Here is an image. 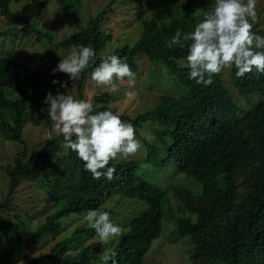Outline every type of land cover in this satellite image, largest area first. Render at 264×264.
Instances as JSON below:
<instances>
[{
    "label": "trees",
    "instance_id": "trees-1",
    "mask_svg": "<svg viewBox=\"0 0 264 264\" xmlns=\"http://www.w3.org/2000/svg\"><path fill=\"white\" fill-rule=\"evenodd\" d=\"M21 1L0 0V14L9 18L10 3ZM54 1L74 11L83 5V0ZM114 1L110 0L109 5ZM170 1L176 3L168 6L164 19L143 20L139 38L131 45H116L105 51L112 36L102 27L103 11L85 18L80 30L56 43L61 48L91 46L96 53L93 68L105 54L114 52L139 74L137 59L143 56L164 70L173 90L161 95L155 107L134 117L112 109L109 103L113 96L108 91L94 95L92 100L100 103L94 106L95 111L119 114L122 121L135 127L137 134L145 122L158 123L151 129L159 143L138 134L146 149L144 161L138 157L110 161L108 166L115 168L112 180L92 179L75 152L69 150L63 155L62 136L46 139L40 151L33 150L26 161L17 158L6 169L9 186L0 208L8 206L19 176H25L45 190L50 212L27 239L21 235L20 224L0 215V234L13 240L10 252L4 255V264H20L22 249L47 231L52 236L59 233L62 218L86 215L89 210L107 211L112 217L113 208L105 204L114 197L135 199L139 206L130 212L127 225L112 221L127 228L120 237L108 245L100 243L90 248L85 242L96 234L87 224H78L46 254L27 264L45 260L57 264H105L101 256L108 250L115 251V264H145L153 241L167 224L174 226L177 237L189 238L190 264H264V74L253 70L238 78L232 68L227 76L223 71L215 75L207 86L190 79L187 48L169 49L166 45L177 30L182 34L193 30L203 18L198 10L207 11L210 0ZM253 32L264 37V28L253 27ZM93 68L86 69L75 82V98L84 99L83 85ZM151 73L156 80L155 67ZM43 80L25 63L0 57V133L6 140L25 145L22 130L26 116L33 125L44 123L46 132L51 128L44 98L48 92L63 93L64 88L53 85L45 90ZM169 168L192 184L187 182L182 187L175 180L173 185H163L143 174V170L152 174ZM195 184L197 188L192 189ZM170 192L177 197L178 215L172 211ZM107 264H113L112 260Z\"/></svg>",
    "mask_w": 264,
    "mask_h": 264
},
{
    "label": "rangeland",
    "instance_id": "rangeland-1",
    "mask_svg": "<svg viewBox=\"0 0 264 264\" xmlns=\"http://www.w3.org/2000/svg\"><path fill=\"white\" fill-rule=\"evenodd\" d=\"M156 3V5L151 4ZM215 0L207 3L208 7L214 4ZM176 2L170 0H115L112 5L110 0H83V5L78 11L57 4L54 0H22L19 3H10L11 16L6 18L0 14V57H12L25 63L28 67L38 71L43 76V88L49 90L53 85L52 81L67 80V88L63 94H71L77 97L75 82H72L67 74L56 72L52 69L56 67L60 59L65 58L71 51L70 48L56 47V43L64 40L83 27L84 19L103 11L104 18L102 27L111 34L112 40L108 43L105 51L116 45L133 44L139 38L142 30L143 20H161L168 6ZM256 11L258 20L254 24L257 30L264 28V0H257ZM141 16V17H140ZM166 19V18H165ZM51 36V37H50ZM262 37V36H261ZM139 63V74H135V84L130 86L127 79L116 81L119 91L112 94V102L109 106L117 113H125L131 117L139 112L155 107L160 102L161 95L170 93L173 90L171 82L168 80L164 70L158 67L157 63H152L149 59L141 56L137 59ZM157 71V78L152 79V68ZM229 69H224L223 74L229 75ZM151 76V77H150ZM229 79V78H227ZM74 84V86H73ZM231 87V86H230ZM106 91L104 86H98L91 80V73L88 74L83 85L84 99L92 98L100 91ZM233 95L237 92L233 87L230 89ZM94 106L100 103L93 101ZM156 121H148L139 127V135L147 136L153 143H159L152 127H156ZM52 126V121H51ZM135 129V127H134ZM136 139L140 141L141 148L135 155L120 157L117 160L138 157L145 160L146 149L141 138L136 133ZM22 136L25 145L6 140L0 133V202L5 199L8 192L9 177L6 169L13 166L15 160L19 158L26 161L32 155L33 150L40 151V144L47 139L45 124L33 125L26 116L23 122ZM57 137V136H54ZM20 152H25L20 155ZM158 170V169H156ZM145 173L144 176L153 182L163 185H173L178 180L182 187L190 180H185L182 175L174 173L169 168L165 171ZM184 184V185H183ZM197 188V184L191 187ZM170 195V205L175 215H178V200L173 192ZM134 201V202H133ZM135 199H117L114 197L106 204V208L112 207L114 213L110 217L111 221H120L121 225H127L129 214L139 208ZM46 200L45 190L41 188L36 180L19 176L15 193L9 200L5 208H0V215L7 221L20 224L23 239L36 231L44 222L46 212H50ZM49 207V211H48ZM54 209V208H53ZM52 209V210H53ZM85 215L72 214L69 217L60 219L62 229L55 236L50 231L42 234L26 245L22 249L20 264H27L29 261L46 254L60 238L71 234L78 224H87L83 217ZM123 230H127L123 227ZM174 226L167 224L162 228L159 238L155 239L151 248L145 256V264H190V247L188 239L177 237L173 231ZM13 240L6 234H0V264H4V255L10 252V245ZM90 248H96L97 243L93 238L85 242ZM101 249L99 253H102ZM35 264H57L53 260L36 262Z\"/></svg>",
    "mask_w": 264,
    "mask_h": 264
},
{
    "label": "clouds",
    "instance_id": "clouds-1",
    "mask_svg": "<svg viewBox=\"0 0 264 264\" xmlns=\"http://www.w3.org/2000/svg\"><path fill=\"white\" fill-rule=\"evenodd\" d=\"M256 5L257 0H215L207 11L198 10L203 18L192 31L175 32L166 46L187 48L186 66L190 69V79L207 86L215 75L232 68L236 69L238 78L253 70L264 74V37L253 32L258 20ZM95 57L91 46H74L52 72L67 74L75 82L86 69L93 68ZM125 78L130 86L135 84V73L114 52L105 54L91 71V80L104 86L109 94H116L119 91L116 81ZM52 83L67 88L65 81L54 79ZM44 103L52 121L47 139L62 136L63 155L69 150L75 152L94 180H112L115 168L108 166L110 161L135 155L142 147L131 123L122 121L120 115L112 111H95L90 98L77 99L57 91L55 95L48 92ZM83 219L94 230L97 243L108 245L123 234V229L111 221L107 211L89 210ZM115 255V251L108 250L101 259L105 264L109 260L115 264Z\"/></svg>",
    "mask_w": 264,
    "mask_h": 264
}]
</instances>
